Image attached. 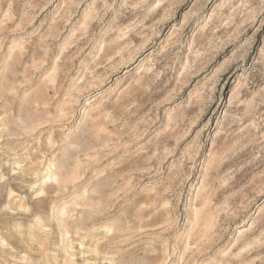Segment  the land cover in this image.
<instances>
[{"label": "rangeland", "instance_id": "1", "mask_svg": "<svg viewBox=\"0 0 264 264\" xmlns=\"http://www.w3.org/2000/svg\"><path fill=\"white\" fill-rule=\"evenodd\" d=\"M0 264H264V0H0Z\"/></svg>", "mask_w": 264, "mask_h": 264}]
</instances>
